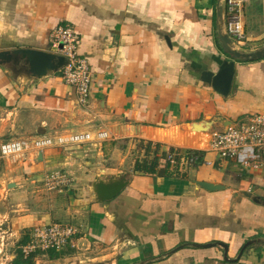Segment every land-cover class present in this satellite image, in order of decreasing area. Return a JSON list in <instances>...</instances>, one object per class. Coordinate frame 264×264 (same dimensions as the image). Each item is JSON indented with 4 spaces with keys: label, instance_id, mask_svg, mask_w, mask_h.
Masks as SVG:
<instances>
[{
    "label": "crops",
    "instance_id": "crops-1",
    "mask_svg": "<svg viewBox=\"0 0 264 264\" xmlns=\"http://www.w3.org/2000/svg\"><path fill=\"white\" fill-rule=\"evenodd\" d=\"M246 1L247 44L236 49L253 52L264 46V0ZM217 4L0 0V51L57 54L51 35L69 25L92 73L91 96L82 105L60 72L31 81L0 66V231L11 232L0 244V264H17L25 236L29 242L34 228L55 222L72 224L78 233L61 250L22 253L24 259L33 257L32 264H264V174L220 161L210 151L213 132L237 118L264 114V58L236 62L227 97L203 82L204 71L217 72L229 58L218 38ZM101 132L107 137L99 138ZM87 133L91 139L84 143H60ZM44 138L53 143L34 145ZM13 140L29 149L2 156L1 145ZM156 145L170 162V156L176 159L186 150L199 154L179 159L178 176H166L163 166L155 176L136 171L137 162L156 155ZM135 153L141 157L134 161ZM193 156H199L198 163L185 164ZM230 165L241 180L229 175ZM58 174L63 182L50 184ZM119 179L128 181L123 191L100 201L95 186ZM196 181L221 189L209 191ZM253 239L257 243L243 250ZM212 243L226 244L227 255L219 245L194 246Z\"/></svg>",
    "mask_w": 264,
    "mask_h": 264
},
{
    "label": "built area",
    "instance_id": "built-area-1",
    "mask_svg": "<svg viewBox=\"0 0 264 264\" xmlns=\"http://www.w3.org/2000/svg\"><path fill=\"white\" fill-rule=\"evenodd\" d=\"M246 0H226L225 28L226 34L232 40L235 48L240 49L247 44L242 20L243 7ZM52 46L57 54L63 55L67 64L59 72L62 80L76 89L80 104H86L91 96L92 73L88 61L79 55V37L73 27L59 26L52 33ZM99 138H106L101 132ZM91 139L87 134H75L69 138L60 139V143L80 144ZM53 143L52 139H40L34 144L44 147ZM28 144L24 141L13 140L1 145L4 157L26 152ZM210 151L214 152L220 161L260 170L264 174V114L257 113L237 118L220 131L213 132L210 138ZM169 159L173 161V157ZM199 156L185 159V164H197ZM183 164V163H182ZM63 178L58 174L52 177L50 184H60ZM54 187V186H53ZM78 230L69 223L55 222L46 226H38L30 234L29 242L20 249L25 256L49 249L61 250L67 246Z\"/></svg>",
    "mask_w": 264,
    "mask_h": 264
},
{
    "label": "water",
    "instance_id": "water-1",
    "mask_svg": "<svg viewBox=\"0 0 264 264\" xmlns=\"http://www.w3.org/2000/svg\"><path fill=\"white\" fill-rule=\"evenodd\" d=\"M225 12L226 0H218V38L223 50L229 58L223 60L217 72L204 71L201 79L203 82L209 84L215 92L227 97L233 88L236 74V62L238 60L256 61L264 58V46L253 52H242L237 50L229 36L222 31L223 26H225ZM66 64L67 60L63 55L55 54L47 50L18 48L0 51V66L8 67L14 74L21 73V75H26L31 81H37L54 75L66 66ZM196 183L209 191L221 189L220 186H215L207 182L196 181ZM127 185L128 181L125 179H119L108 184L99 182L95 186V193L100 201H111L116 198ZM255 243H257L255 239L248 241L243 250ZM218 245L224 248L227 255L228 246L224 243L206 245L195 244L194 246L208 248Z\"/></svg>",
    "mask_w": 264,
    "mask_h": 264
},
{
    "label": "trees",
    "instance_id": "trees-1",
    "mask_svg": "<svg viewBox=\"0 0 264 264\" xmlns=\"http://www.w3.org/2000/svg\"><path fill=\"white\" fill-rule=\"evenodd\" d=\"M151 146H152V144L149 143V145L146 147V150L149 151L151 149ZM155 147H156V155H155V157L152 158V160H150L148 158H145L142 162H137L136 167H135L136 171H139V172L144 173L146 175L155 176L158 173L160 167L163 166L164 169H165V172H166L165 173L166 176H170V177H173L175 175L178 176V175H180V172H179V169H180L179 168V166H180L179 159L182 156L188 157V156H190L192 154H197L198 153V152L191 151V150L183 151L184 153L176 155V159H174L175 163L172 164L170 161H167V153L166 152H162L161 154H159L161 146L160 145H156ZM174 150L175 149H172L171 151L173 152ZM174 152H177V151H174ZM201 155L203 156L204 154H201ZM201 163H202V160H201V162H199V164H201ZM172 167H174V170H172ZM27 242H28V237L25 236V238L22 241L21 245H25ZM21 254H19V256L17 258V261H16L17 264H32L33 263V261H32L33 257H31V258L29 257L27 259H24L23 255H21Z\"/></svg>",
    "mask_w": 264,
    "mask_h": 264
},
{
    "label": "rangeland",
    "instance_id": "rangeland-1",
    "mask_svg": "<svg viewBox=\"0 0 264 264\" xmlns=\"http://www.w3.org/2000/svg\"><path fill=\"white\" fill-rule=\"evenodd\" d=\"M0 117H1V113H0ZM140 157H141V154L135 153L134 154V157H133V160L135 161L137 158L140 159ZM154 157H155V155L154 156L152 155V158H154ZM152 158H148V159L152 160ZM228 169L230 171V174L229 175H232V177L234 178V180H241V178L239 176V172L236 170V168H235L234 165L228 166ZM10 237H11V232L9 233V232H5V231H0V244L6 242L7 240H9ZM15 248H16L15 246L12 247V252H10V253H14ZM17 252H18V250L16 251V253Z\"/></svg>",
    "mask_w": 264,
    "mask_h": 264
}]
</instances>
